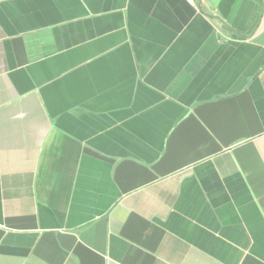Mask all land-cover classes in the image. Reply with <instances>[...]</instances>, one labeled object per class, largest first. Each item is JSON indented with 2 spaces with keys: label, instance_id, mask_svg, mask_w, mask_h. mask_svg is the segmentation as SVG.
<instances>
[{
  "label": "crops",
  "instance_id": "1",
  "mask_svg": "<svg viewBox=\"0 0 264 264\" xmlns=\"http://www.w3.org/2000/svg\"><path fill=\"white\" fill-rule=\"evenodd\" d=\"M0 264H264V0H0Z\"/></svg>",
  "mask_w": 264,
  "mask_h": 264
},
{
  "label": "built area",
  "instance_id": "2",
  "mask_svg": "<svg viewBox=\"0 0 264 264\" xmlns=\"http://www.w3.org/2000/svg\"><path fill=\"white\" fill-rule=\"evenodd\" d=\"M188 1L191 2V3L194 2V0H188Z\"/></svg>",
  "mask_w": 264,
  "mask_h": 264
}]
</instances>
